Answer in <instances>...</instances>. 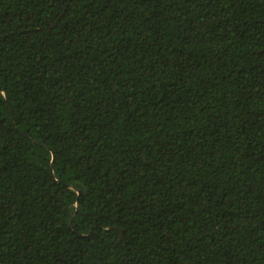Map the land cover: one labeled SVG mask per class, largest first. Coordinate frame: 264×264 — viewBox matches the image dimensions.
Instances as JSON below:
<instances>
[{
  "label": "trees",
  "instance_id": "obj_1",
  "mask_svg": "<svg viewBox=\"0 0 264 264\" xmlns=\"http://www.w3.org/2000/svg\"><path fill=\"white\" fill-rule=\"evenodd\" d=\"M0 264H264V0H0Z\"/></svg>",
  "mask_w": 264,
  "mask_h": 264
},
{
  "label": "water",
  "instance_id": "obj_2",
  "mask_svg": "<svg viewBox=\"0 0 264 264\" xmlns=\"http://www.w3.org/2000/svg\"><path fill=\"white\" fill-rule=\"evenodd\" d=\"M81 194V193H80Z\"/></svg>",
  "mask_w": 264,
  "mask_h": 264
}]
</instances>
